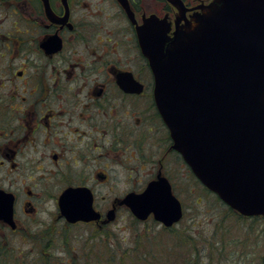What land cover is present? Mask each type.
I'll return each instance as SVG.
<instances>
[{"label":"flooded vegetation","instance_id":"obj_1","mask_svg":"<svg viewBox=\"0 0 264 264\" xmlns=\"http://www.w3.org/2000/svg\"><path fill=\"white\" fill-rule=\"evenodd\" d=\"M177 15L166 0H0V190L13 196L0 264H80L79 239L109 242L124 213L149 220L124 199L158 178L183 204L174 179L181 168L194 176L157 107L139 37L151 16L172 36ZM89 201L87 221L60 213Z\"/></svg>","mask_w":264,"mask_h":264},{"label":"water","instance_id":"obj_2","mask_svg":"<svg viewBox=\"0 0 264 264\" xmlns=\"http://www.w3.org/2000/svg\"><path fill=\"white\" fill-rule=\"evenodd\" d=\"M166 1L178 11L173 35L166 18L151 16L139 27V37L174 147L198 181L229 208L264 218V0H212L194 8ZM188 11H193L189 18ZM12 202V194L0 190V218L8 223ZM124 202L136 219L152 216L166 228L183 216L165 178ZM59 209L70 221H87L92 211L90 201Z\"/></svg>","mask_w":264,"mask_h":264},{"label":"rangeland","instance_id":"obj_3","mask_svg":"<svg viewBox=\"0 0 264 264\" xmlns=\"http://www.w3.org/2000/svg\"><path fill=\"white\" fill-rule=\"evenodd\" d=\"M186 176L181 168L174 179L183 218L172 232L151 217L140 224L124 213L109 242L100 239L92 246L79 239L80 264H183L185 250L193 264H264V219L229 213L213 193Z\"/></svg>","mask_w":264,"mask_h":264},{"label":"trees","instance_id":"obj_4","mask_svg":"<svg viewBox=\"0 0 264 264\" xmlns=\"http://www.w3.org/2000/svg\"><path fill=\"white\" fill-rule=\"evenodd\" d=\"M194 180H195V179H194ZM215 197H216L215 199H216L217 201H220L216 195H215ZM226 209L228 210L229 213H232V214L236 215L237 217H241L240 215H238V214H236L234 211H232L230 208H227V207H226ZM241 218H242V217H241ZM255 218H259V217H255ZM163 229H164V231H170V232L173 231V230L171 231V228H164V227H163ZM184 240H185V239H184ZM188 254H192V253H186V250H185V252H182L181 256L183 257V259H182L183 264H193L192 261H190V260L188 259ZM147 256H148V257H151V254L148 253Z\"/></svg>","mask_w":264,"mask_h":264}]
</instances>
